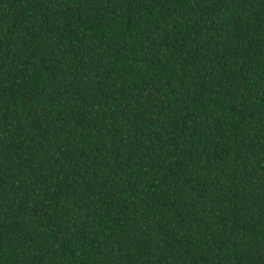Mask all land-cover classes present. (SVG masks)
Returning <instances> with one entry per match:
<instances>
[{
	"label": "trees",
	"instance_id": "1",
	"mask_svg": "<svg viewBox=\"0 0 264 264\" xmlns=\"http://www.w3.org/2000/svg\"><path fill=\"white\" fill-rule=\"evenodd\" d=\"M0 264H264V0H0Z\"/></svg>",
	"mask_w": 264,
	"mask_h": 264
}]
</instances>
